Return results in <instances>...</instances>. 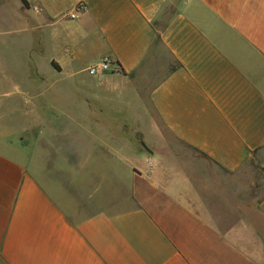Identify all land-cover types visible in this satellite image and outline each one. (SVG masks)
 I'll return each mask as SVG.
<instances>
[{
    "label": "crops",
    "instance_id": "obj_1",
    "mask_svg": "<svg viewBox=\"0 0 264 264\" xmlns=\"http://www.w3.org/2000/svg\"><path fill=\"white\" fill-rule=\"evenodd\" d=\"M26 1L0 0L17 67L75 79L108 58L99 87L145 105L87 113L84 150L36 121L30 165L9 142L30 126L0 129V264H264V0ZM54 79L59 104L70 76ZM47 85L4 110L27 117Z\"/></svg>",
    "mask_w": 264,
    "mask_h": 264
},
{
    "label": "rangeland",
    "instance_id": "obj_2",
    "mask_svg": "<svg viewBox=\"0 0 264 264\" xmlns=\"http://www.w3.org/2000/svg\"><path fill=\"white\" fill-rule=\"evenodd\" d=\"M16 42H19V37L0 38V129L14 130L24 126L27 128L30 126L28 129L29 132L19 134L16 136V139L9 140V142L17 148L18 151H16V153H19V156L23 157L25 164L30 165L34 161L37 144L38 142L40 144L42 142L41 137L39 138L38 133H36V121L44 123L46 132L53 133V131H55L57 138H59L58 143L68 146L76 144L84 150L88 148L89 145H86L88 141L84 139L80 130L83 129L82 125L86 120L85 115L87 113L91 111H96L98 114L102 112V114L99 115L112 113L114 115V120H121L122 116H124V120L126 117L132 120L133 116L144 111L143 107L145 102L142 103L143 107L139 106V101L137 99L135 100L133 95L134 100H132V96L124 94L125 92L121 90L115 92V94H118L115 96H110L109 93L102 90L97 82L100 80V75L96 74L94 77L90 76L87 71L82 70L86 65L83 67L81 66V69L75 70V72H77L75 75L76 85H73V71L65 69L61 75H58L46 61L39 60V73L42 74L43 77L39 76L37 70L26 71L25 67L21 68L19 65L17 67L15 65L16 57L13 54L15 49L13 44ZM10 46L12 53L6 54L5 50L7 49V52ZM9 61L11 65L8 64ZM55 76L63 79H67L70 76L67 82H61L58 86L61 94V102L59 104L57 102L55 103L52 99L53 95H57L56 93H58L53 90L57 88L56 85H52ZM43 78L48 82L47 88L49 91L43 97H38L36 93H32L27 102V117H25L26 114L23 115L25 112H23V110H21L23 108L20 107V105L23 107V102L17 101L18 103L16 104L18 105V109L11 107L9 110H4L3 102H1L5 100L3 96L13 95V102L9 103L13 106V104H15V94H18L19 91H23V84L30 86L33 79L40 80ZM42 88L46 89V87ZM33 89L35 88L33 87ZM121 95L124 99H120ZM103 97L106 98L107 102ZM57 107L61 109L65 115L64 117H67L64 119V123L62 122L64 120L61 118L59 120L55 117L53 118V114L58 111ZM148 120L149 118L141 119V121L146 122H143L145 124H148ZM119 136L129 139L136 145L142 143L141 135L133 133L127 129V127L123 129V132H119ZM18 137L22 138L21 142L18 141ZM33 169H35V166H33Z\"/></svg>",
    "mask_w": 264,
    "mask_h": 264
},
{
    "label": "built area",
    "instance_id": "obj_3",
    "mask_svg": "<svg viewBox=\"0 0 264 264\" xmlns=\"http://www.w3.org/2000/svg\"><path fill=\"white\" fill-rule=\"evenodd\" d=\"M73 17V15H71ZM112 70V63L108 58H104L100 61L98 65H95L88 69L90 75H95L96 73L106 72Z\"/></svg>",
    "mask_w": 264,
    "mask_h": 264
},
{
    "label": "trees",
    "instance_id": "obj_4",
    "mask_svg": "<svg viewBox=\"0 0 264 264\" xmlns=\"http://www.w3.org/2000/svg\"><path fill=\"white\" fill-rule=\"evenodd\" d=\"M21 2L23 3V5H24L25 7H28V3H27L26 0H21ZM52 65H53L55 68H57L56 65H55V63H52Z\"/></svg>",
    "mask_w": 264,
    "mask_h": 264
}]
</instances>
